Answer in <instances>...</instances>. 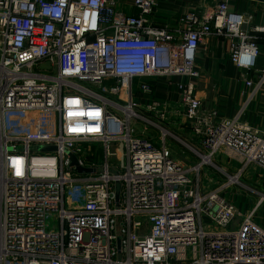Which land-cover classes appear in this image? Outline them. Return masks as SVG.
<instances>
[{"label": "built area", "instance_id": "obj_1", "mask_svg": "<svg viewBox=\"0 0 264 264\" xmlns=\"http://www.w3.org/2000/svg\"><path fill=\"white\" fill-rule=\"evenodd\" d=\"M121 2L0 0V264H264L255 222L264 195L230 231L240 214L201 176L205 165L223 171L213 162L223 151L242 163L231 186L251 165L264 171V136L243 122L264 85V18L254 23L223 0L173 30L157 24L160 0H134L136 14ZM212 37L251 75L247 102L230 119L195 93L197 54ZM161 78L179 103L155 99ZM172 116L192 147L154 120ZM134 120L160 130V142L139 135ZM171 136L197 165L174 157ZM120 152L124 164L111 165ZM51 216L56 232L47 231Z\"/></svg>", "mask_w": 264, "mask_h": 264}, {"label": "crops", "instance_id": "obj_2", "mask_svg": "<svg viewBox=\"0 0 264 264\" xmlns=\"http://www.w3.org/2000/svg\"><path fill=\"white\" fill-rule=\"evenodd\" d=\"M221 1L223 0H160L156 9V21L159 26L166 25L177 30L179 18L191 13L201 14L206 7L216 6ZM133 2L134 0H122L119 8L125 13L136 14V10L132 7ZM228 3L230 9L246 12L254 23H261L264 18V0H228ZM261 43L262 54L257 63L260 70L264 68V37ZM210 45V51L202 49L197 54L196 61L201 75L194 80V83L197 84L195 93L202 98L206 111L216 112L219 119H230L237 115L247 102L250 89L246 86V80L251 75L243 73L230 61L229 44L224 40L212 37ZM176 79L177 81L181 80L180 78ZM153 96L160 102L167 101L171 104L179 103L181 99L180 94L168 85V80L165 78L157 80ZM138 97H140L141 103L148 102L146 101L147 97L141 95ZM245 111L243 122L264 136V85L255 99L247 105ZM177 130L187 138L186 130L188 131V129L178 128ZM220 155L223 162L227 164L229 172L220 167L223 170L219 171L221 178L225 181L222 182L218 179L214 182L212 180L211 189H221L220 195L234 205L240 214L237 217L239 219L237 224H240L242 216L250 212L264 195V171L257 165H251L241 174L240 182L231 186L228 176L237 175L242 163L233 154L230 156L223 151ZM249 182H252L255 187L248 185ZM227 192L230 194L227 195ZM261 209L264 210V203L259 206L255 219ZM258 221L264 226L263 212H261Z\"/></svg>", "mask_w": 264, "mask_h": 264}, {"label": "rangeland", "instance_id": "obj_3", "mask_svg": "<svg viewBox=\"0 0 264 264\" xmlns=\"http://www.w3.org/2000/svg\"><path fill=\"white\" fill-rule=\"evenodd\" d=\"M197 62V61H196ZM35 72L38 73H43L44 69L41 67H35L34 69ZM56 74V73H54ZM89 86V85H88ZM93 88V87H92ZM96 88V87H95ZM94 88V89H95ZM170 120H168V122L160 121L158 119H154L156 120L157 124H159V126H161L162 128L165 127L167 129H169L172 134L176 137H178L179 139L183 140L186 144H188L189 146H193V144L189 141V139H187L185 137L184 134L181 133V131L179 132V130H177L178 128V121H176V117L172 116L169 118ZM175 126V127H174ZM132 127L138 132L139 135H142L144 137H152L156 142H160V135L161 132L160 130H158L157 128L144 123L142 121H132ZM145 127L147 128L145 130ZM167 145L169 147H171V149L173 150L174 153V157L178 158L179 160L184 161L185 163H187L188 165H197L199 162V158L197 159L194 154L192 153V151L190 150V148L188 146H186L184 143H181L177 140H175L172 136L167 138ZM94 148V158L96 161L100 162L102 160H104L105 155H104V148H102L99 144H96L95 146H93ZM116 147V146H114ZM220 154H216L213 158V162L216 163L219 167L225 169L226 171L229 172L228 170V166L227 164H225V162H223V158L220 157ZM111 160V165H113V163H117L119 165L124 164V157L122 155V153H118L117 156L113 157L110 159ZM114 172L117 173L119 172L118 169H114ZM120 172H123V170H121ZM221 172H219V170L213 166H208L205 165L202 171V180H203V186L205 189H211L212 183L211 181L213 180L215 182V180L220 179V181H225V179L221 178ZM235 174V173H234ZM190 178H193V176H189ZM244 181V180H243ZM248 185L250 186H254V184L251 182L248 183ZM232 188V187H231ZM264 192V191H263ZM251 193V192H250ZM230 192H227V195H229ZM248 196H251L250 194H247ZM238 198V196H237ZM261 212H263L264 214V210L261 209ZM261 212L258 214L257 219H255V221L257 222V224H259L261 227L264 228L263 225H261L258 221ZM239 222V219L236 218L232 225L228 228L230 231L233 230H237L236 224ZM58 221L55 217L51 216L48 218L47 221V231H58Z\"/></svg>", "mask_w": 264, "mask_h": 264}, {"label": "water", "instance_id": "obj_4", "mask_svg": "<svg viewBox=\"0 0 264 264\" xmlns=\"http://www.w3.org/2000/svg\"><path fill=\"white\" fill-rule=\"evenodd\" d=\"M46 149H48V150H50V149H52V148H46ZM45 149V150H46ZM71 163L73 164V165H77V157L75 156V155H71ZM77 171H78V173H89V172H92L91 170H89V169H86V168H83V167H79L78 169H77Z\"/></svg>", "mask_w": 264, "mask_h": 264}, {"label": "trees", "instance_id": "obj_5", "mask_svg": "<svg viewBox=\"0 0 264 264\" xmlns=\"http://www.w3.org/2000/svg\"><path fill=\"white\" fill-rule=\"evenodd\" d=\"M264 36H262V38H263ZM261 42V41H260Z\"/></svg>", "mask_w": 264, "mask_h": 264}]
</instances>
